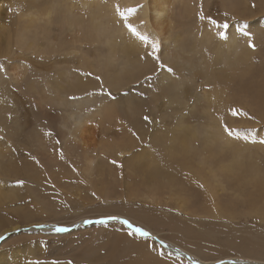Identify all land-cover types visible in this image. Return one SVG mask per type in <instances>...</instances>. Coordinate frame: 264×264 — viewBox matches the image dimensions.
<instances>
[{"label": "rangeland", "instance_id": "obj_1", "mask_svg": "<svg viewBox=\"0 0 264 264\" xmlns=\"http://www.w3.org/2000/svg\"><path fill=\"white\" fill-rule=\"evenodd\" d=\"M54 1L62 5L58 13L51 9ZM99 1L106 10L107 0ZM183 2H191V15L184 13ZM118 3L127 22L149 40L140 41L123 26L122 36L137 41L139 51L117 50L110 56L101 39L87 36L79 23L65 22L61 12L68 8L86 18L91 0H0V18L11 34L9 54L0 57V100L7 106V112L0 111V141H9L5 161L11 166L0 179L18 195L0 203V220L18 225L0 235L3 264H126L139 253L128 248L134 243L149 259L171 264H199L196 254L217 264H264V218L254 213L264 207V0H168L166 15L154 29L141 28L140 0ZM129 8L136 12L129 15ZM225 24L227 38L222 39ZM30 25L28 35L37 46L26 49L15 32ZM208 29L213 36L199 43ZM229 36L238 50L247 51L249 63L245 72L227 78L235 51L226 48ZM154 41L160 45L159 60L151 56ZM81 79L88 86L78 89ZM218 88L224 94L215 98L226 105L221 123L240 145L241 166L221 169L231 150L206 156L194 142L181 154L187 166L203 164L201 179L192 181L186 172L177 180L152 176V158L164 159L180 143L179 124L201 138L210 122L206 97ZM110 107L111 115L102 113ZM129 213L138 214L141 223L132 222ZM108 216L127 219L150 237L128 235L118 220L85 223ZM60 226L69 231L55 232ZM169 239L193 254L186 256ZM160 240L169 246L162 249L163 257L157 252Z\"/></svg>", "mask_w": 264, "mask_h": 264}, {"label": "bare ground", "instance_id": "obj_2", "mask_svg": "<svg viewBox=\"0 0 264 264\" xmlns=\"http://www.w3.org/2000/svg\"><path fill=\"white\" fill-rule=\"evenodd\" d=\"M91 1L93 3V8L91 9V12L89 13V15L86 18L84 16L82 17V15L81 16H75V14L71 13L68 8L64 11L62 10L61 12L67 15L65 22L70 23V25L75 24V23H79L81 26V29L85 30L87 32V36L92 37L96 41H100V39H101V41L106 45V47L108 49L107 54L110 56L111 55L113 56V54L117 50L121 51V53H125L126 55H128L129 53H136L137 51H139V46H138L137 41H131V40L128 41L125 36L124 37L122 36L123 32L121 31V29H124V27H123L124 23L122 22L121 18L116 13V6L119 5L118 2H120V0H107L106 10L102 9V7L100 6L99 0H91ZM140 1L142 2V5H141V8L139 10V16L141 19L144 20V24L141 25L142 26L141 28L146 27V29H154L160 22H162V20L164 19L165 15H166V12H167L166 3L168 0H147V1L146 0H140ZM132 2H133V0H122V3L126 4V5H128ZM189 3L191 6V2H189ZM189 3L188 4L186 2L182 3L183 11L186 15L192 14V12H190ZM61 6H59L57 1H54L51 4V9H53V10L57 9V13H58ZM63 6L66 7L65 5H63ZM0 23H1L0 24V57H1L2 55H8L9 54V51H10L9 39L11 38V34H10V30H9L8 25L3 24L1 18H0ZM30 26L31 27H23L21 30L15 32L16 42L20 46H22L26 49H32V48L37 46L35 39L31 35H28L30 32H33V30L31 29L32 25H30ZM208 30H209L208 32L204 31L202 33V36H201L202 38H201L199 43L203 42V38L205 39V42H207L213 36L212 30H210V29H208ZM232 37L229 36V39H227V42H226V48L227 49L233 48L235 50V51L232 50L233 57L227 63V66L230 67V72L227 75V78H229L230 76H236V75H239V74L245 72L248 69V63H249V57H247V55H248L247 51L244 49L238 50L236 48V45H234V41L232 40L233 39ZM3 41H5V44L2 46ZM6 42H7V44H6ZM104 62L106 63L105 66H107L111 62L110 57L108 58V60L105 59ZM118 76L115 75L116 79H114L113 81H115V80L118 81V78H117ZM109 81H110V83L112 82L111 80H109ZM86 86H88V83L86 80L81 79L77 83L78 89L85 88ZM221 92H222L221 89L218 88L215 91H213L211 94H208V96L206 97V104H205L206 105V110H205L206 112L205 113H206V116L209 118L210 122L208 123L207 130L204 133H202L201 138H199L198 131L191 130V128L179 124L178 125V126H180V127H178L179 128L178 129L179 134L178 135L176 134L175 136H183L181 138L180 143L178 144V146L172 145V148L169 150L170 154L168 156H164V159L159 158L160 155L158 156V159L152 158V161L156 160L154 170L152 171L153 172L152 176L156 177L159 174L163 173L166 176H168L170 180H174V179L177 180L179 173L186 172L190 175L188 178H190L192 181H196V180L201 179L202 176L200 174L199 168L203 164H201V165L197 164V165H199L198 166L199 168H197V169L192 168L190 165L187 166L186 161L184 160L185 155L181 154L182 149L183 150H185V149L189 150L191 144H193L194 142H196V146H199V148H197L198 150L200 149L199 151H201L203 153H207V154H205L206 156H211L214 152L220 151L222 148H229L232 152V158L228 164L222 165L221 169L226 168L227 171L230 172V171H233V168L237 169L241 166V164L239 163V159L242 158V156H241L242 150L240 148V145L236 144L234 142V140L225 132V130L223 129L222 123H221L222 117H220V113H221V110L224 109V107L226 105L224 106V103L222 104L220 101L218 102L217 99L215 98V96H218ZM223 94H220L219 97ZM219 97H218V99H219ZM5 106H6V101L4 99L0 100V111L7 112V108H6L7 106L6 107ZM111 108L112 107L103 108L102 113L105 114L106 116L111 115L112 114ZM223 111H225V110H223ZM88 120L89 119H87V118L84 119V122H85V123L83 122L84 128L87 127V121ZM84 131H85V129H84ZM84 131H82V132H84ZM81 136H84V134L81 133ZM0 139H1V136H0ZM161 140L162 139L160 137L159 141L154 144L153 149L150 151V156H152L154 154V152H153L154 149H159V146L157 144L161 145V142H162ZM9 148H10L9 141L6 138L4 140L0 141V177H2L1 175H4L2 173L3 172L5 173V171H7V169L10 168V166H11V165L7 164L5 161V158L7 159V157H8L7 150ZM188 150H186V151H188ZM179 154H181V157ZM251 175H253V174H251ZM179 177H181V176H179ZM244 180H246V179H244ZM251 180H252V178H251ZM201 182L203 183V185L205 187H208V184L205 183V180H201ZM259 182H261V181H259ZM262 182L264 183V180ZM261 190H263V189H261ZM101 194H103V193H101ZM16 195H17L16 191L6 190V186L3 185L2 179H0V203H2L4 200L13 201L12 199H15ZM210 195H213L211 191H210ZM34 199L35 198L32 197L31 201H34L36 203V200H34ZM151 200H153V199H151ZM8 202H10V201H8ZM180 202L181 201H177L178 204ZM180 205H182V204H180ZM32 207H34V206H32ZM178 207L181 208V206H179V205H178ZM38 209L40 211H43V212L45 211V208L42 206H38ZM33 210H34V208H33ZM254 211H255L254 213L262 215V217L264 218V207H258L257 206L254 209ZM117 215L121 216L120 214H117ZM127 215H129L128 218L131 219L132 222L135 220L134 222L137 221V223H141L136 219L138 214L136 215L134 213H129ZM141 218L144 220L146 219L145 216H141ZM171 223H172V221H171ZM17 226L18 225L15 226V225L11 224V222H9L8 220H0V235H3L5 233L10 232L11 230L17 228ZM179 229H180V227H179ZM119 236H121L123 239L128 241V238L125 235L119 234ZM168 241L170 243H172L173 245H178L180 247L179 251L185 252L186 256L188 253L193 254V251H191V249H189L188 247H186L182 244H178V243H176L170 239ZM128 248L138 250L140 253V256H139V253L137 251H135L136 257L133 258V260H131L129 262L127 261L126 264H171L170 262H159L158 260H155V259H149V257H147L148 256L147 250L145 248H140V246L137 245L136 243H134V246H131ZM170 249H171V247H170ZM12 254L15 256L17 255V253H12ZM196 255H197L199 264H203V263L206 264V263L211 262V261L205 262V260L203 258H201L198 254H196ZM15 256H13V257H15ZM244 257H246V256H244ZM246 258L248 260V258H250V257L247 256ZM6 259H7V257L0 255V264H3L6 261ZM181 260H183V259L181 258ZM210 264H217V262L212 261Z\"/></svg>", "mask_w": 264, "mask_h": 264}, {"label": "snow or ice", "instance_id": "obj_3", "mask_svg": "<svg viewBox=\"0 0 264 264\" xmlns=\"http://www.w3.org/2000/svg\"><path fill=\"white\" fill-rule=\"evenodd\" d=\"M127 13L129 15L131 14H134L136 12V9L135 8H129L126 10ZM116 13L117 15L121 18L122 21L125 22L124 26L126 27V29L130 32V34H132L133 36L137 37L140 41L142 42H145L147 43L148 40H149V37L148 36H145L143 34L140 33V31L132 24V23H128V19H129V16L128 15H125V12L124 11H121L120 10V7L119 5L116 6ZM201 18H203V16H201ZM223 28L225 29V31H221L219 33L220 37L222 39H226L227 36H226V30L228 28V25L225 24L223 25ZM246 34V33H245ZM250 47H252L253 49L255 48V45L252 44L250 42L249 44ZM151 48H152V53H151V56L153 59L155 60H159V56L157 55V53L159 52L160 50V45H159V42L158 41H154L151 43ZM161 67H164L163 64L160 65ZM2 70V69H0ZM167 71L169 72H172L173 70L171 68H168ZM91 75V74H89ZM96 79H100L99 77H96ZM73 99H75V97H73ZM232 114L233 115H236L237 114V111L235 109L232 110ZM145 120H148L149 118L146 116L144 117ZM225 132L229 135V136H232L233 135V130L228 128L227 126H225ZM48 135H51V133H47ZM235 137L236 138H241V134L239 132H236L235 133ZM244 139H247V135L243 136ZM57 143H59V141H57ZM262 143H264V141H262ZM61 157L63 156V153L61 151ZM113 163H115V161H113ZM18 183H23V181H19ZM111 220H118L119 223H121L122 225H126L127 226V229H129L130 231L128 232V235L130 236H140V237H145V238H148L150 237V233L148 231H146L144 228L142 227H139V226H134L132 222H130L129 220L127 219H120L119 217H116V216H108V217H105V218H101L99 220H86L85 223L86 224H91V223H99V224H106L108 221H111ZM42 227V226H40ZM55 232L57 233H64V232H68L69 229L67 227H63V226H60V227H56L55 229ZM3 237L0 236V240H2ZM151 239L153 241L156 240V237H151ZM159 249L157 250L158 252V255H160L161 257H163L165 255L164 251H162V249H166L167 247H169L168 245L165 244V242L163 240H160L159 241ZM177 256H179V252H177ZM54 264H56V262H54ZM68 264H71V262L69 261Z\"/></svg>", "mask_w": 264, "mask_h": 264}]
</instances>
